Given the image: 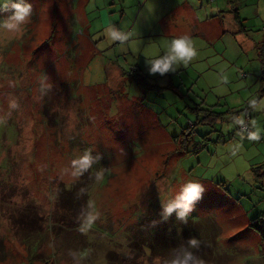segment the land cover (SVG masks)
Here are the masks:
<instances>
[{
	"label": "rangeland",
	"instance_id": "1",
	"mask_svg": "<svg viewBox=\"0 0 264 264\" xmlns=\"http://www.w3.org/2000/svg\"><path fill=\"white\" fill-rule=\"evenodd\" d=\"M29 2L0 25V264H264V0Z\"/></svg>",
	"mask_w": 264,
	"mask_h": 264
},
{
	"label": "clouds",
	"instance_id": "2",
	"mask_svg": "<svg viewBox=\"0 0 264 264\" xmlns=\"http://www.w3.org/2000/svg\"><path fill=\"white\" fill-rule=\"evenodd\" d=\"M11 7L12 11L9 17L0 20V25L8 29L17 28L20 22L25 21L30 16L32 10V5L29 0H12ZM105 33L110 40L124 41L126 39V33L111 25L105 29ZM194 54L195 49L190 35L183 34L172 37L168 41L166 50L162 54L154 58L146 59L147 71L150 74H164L169 71H175V64H186ZM240 122L243 123L242 120ZM249 136L256 138L257 132L252 131L249 133ZM201 190L202 185L199 182L189 181L185 183L174 200L163 204L164 215L167 216L173 209H180L177 215L182 216L191 207L192 202L200 196ZM189 243L192 246H196L198 241L193 237L189 240ZM190 257L191 253L187 252L183 259H173L169 264H188Z\"/></svg>",
	"mask_w": 264,
	"mask_h": 264
},
{
	"label": "trees",
	"instance_id": "3",
	"mask_svg": "<svg viewBox=\"0 0 264 264\" xmlns=\"http://www.w3.org/2000/svg\"><path fill=\"white\" fill-rule=\"evenodd\" d=\"M212 1H215V0H212ZM239 14H238V9H236V12H235V18L238 20V18H239V16H238ZM263 48H264V46H262V47H260L259 48V52H261V56L263 55V53H264V50H263ZM261 49V50H260ZM139 81V80H138ZM247 116H249V115H247ZM250 117V116H249ZM251 118V117H250ZM246 123V122H245ZM247 123H248V128L251 130V131H253L252 130V128H251V126H250V124H249V122H248V120H247ZM244 124V123H243ZM243 124H241V125H243ZM240 125V126H241ZM239 130L241 131V132H243V133H246L247 134V132L245 131V130H243V129H241V127H239ZM188 142V141H187ZM147 244V243H146ZM147 245H151L152 246V248H153V243H151V244H147Z\"/></svg>",
	"mask_w": 264,
	"mask_h": 264
},
{
	"label": "crops",
	"instance_id": "4",
	"mask_svg": "<svg viewBox=\"0 0 264 264\" xmlns=\"http://www.w3.org/2000/svg\"><path fill=\"white\" fill-rule=\"evenodd\" d=\"M215 1H216V0H215ZM237 9H238V8H237ZM238 14H239V15H238L239 18H238L237 21L239 22V21H241V20H240L239 9H238ZM217 16H218V15H217ZM235 20H236V19H235ZM234 27H235V28L233 29L234 31H235V30H238V27H237L236 25H234ZM195 34H202V35H203V23H202V22H200L199 24L196 23V25H195Z\"/></svg>",
	"mask_w": 264,
	"mask_h": 264
},
{
	"label": "built area",
	"instance_id": "5",
	"mask_svg": "<svg viewBox=\"0 0 264 264\" xmlns=\"http://www.w3.org/2000/svg\"><path fill=\"white\" fill-rule=\"evenodd\" d=\"M248 123H244L243 125H241V129L245 130L247 132V134H249L251 132V130L248 128Z\"/></svg>",
	"mask_w": 264,
	"mask_h": 264
}]
</instances>
